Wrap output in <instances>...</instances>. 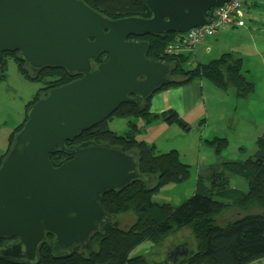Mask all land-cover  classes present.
<instances>
[{"label":"water","instance_id":"obj_1","mask_svg":"<svg viewBox=\"0 0 264 264\" xmlns=\"http://www.w3.org/2000/svg\"><path fill=\"white\" fill-rule=\"evenodd\" d=\"M230 0H140L149 18L110 20L80 0H0L2 54L17 53L32 72L62 69L78 79L51 89L26 110V121L0 163V260L38 264L52 237L53 255L85 249L92 235L116 225L101 207L109 192L142 182L138 161L109 145L66 148L123 104L137 109L169 81L171 67L146 57L134 37L183 34L208 23L206 14ZM105 56L104 62H98ZM71 158L52 167L48 156ZM185 244L167 264L186 257Z\"/></svg>","mask_w":264,"mask_h":264},{"label":"trees","instance_id":"obj_2","mask_svg":"<svg viewBox=\"0 0 264 264\" xmlns=\"http://www.w3.org/2000/svg\"><path fill=\"white\" fill-rule=\"evenodd\" d=\"M80 1L110 20L128 17L147 19L150 16L140 0ZM209 16L210 11L206 14L207 19ZM176 38L177 35L173 33L134 37L137 41L148 43L147 59L165 62L172 69L170 81L155 93L200 80L237 100H244L253 94L255 87L244 77L242 60L238 56L223 53L206 63L189 67L187 62L190 53H165L167 46L175 43ZM105 59V56H101L97 63ZM9 61L13 62L17 74L24 81L37 84L39 89L24 105L22 121L7 136L0 163L26 121L27 108L44 98L51 89L79 78L62 69L43 68L32 72L18 59L17 53H4L0 63V82L6 78ZM151 98L140 109L132 104L119 106L107 120L66 143V148L70 150L84 144H105L124 153L132 152L136 155L143 181H135L119 191L102 196V209L114 217L117 224L104 226L92 235L85 249L75 247L70 255H53L47 247L52 237L46 235V241L39 251L38 264H151L142 257H130L131 251L143 242L160 246L165 237L185 228L189 229L192 236L193 247L177 264H251L264 259V134L255 140V152L251 156L227 161L218 167H208L205 177L196 178L194 192L185 202L178 206L157 204L152 201L153 194L169 184L186 181L189 167L180 161L176 150L159 152L154 145L140 141L137 137L157 122L176 125L184 133L189 132L190 126L171 110L159 114L150 112ZM113 118H132L136 122H128L126 132L118 135L108 128L107 121ZM137 122L141 123L140 127ZM205 143L215 156L222 154L229 146L224 137L213 138ZM70 158L58 151L48 156L52 167ZM229 175L243 179L246 191L231 188ZM228 210H237L242 216L222 224L218 218ZM126 215L131 216L132 222L129 217L130 224H123L121 228L118 218ZM6 241L10 240H0V247ZM0 264L12 263L0 260Z\"/></svg>","mask_w":264,"mask_h":264},{"label":"rangeland","instance_id":"obj_3","mask_svg":"<svg viewBox=\"0 0 264 264\" xmlns=\"http://www.w3.org/2000/svg\"><path fill=\"white\" fill-rule=\"evenodd\" d=\"M233 32L232 37L228 36L224 41L223 49L213 50L210 55L200 60V63H206L209 60L217 58L223 53H233L237 48V41H233L235 37ZM223 35L208 39L207 42L210 46L215 47L217 42H222ZM199 47V46H198ZM196 47V49L198 48ZM248 70L251 71L246 80L253 83L255 91L244 100H237L232 98L229 94L222 93L215 90L207 82H202L204 87L210 89L211 92L207 93L206 105L210 112L207 122L209 126L202 132L194 124L189 125L190 130L184 133L178 126L171 125L168 132L164 134L165 137L170 139L171 147L168 145H159L165 151L176 150L179 153L180 161L189 167V177L186 181L180 184H169L161 188L158 192L153 194L152 201L157 204H170L178 206L190 198L194 192V184L198 176H206V169L210 166L218 167L221 163L227 161L243 160L248 155L251 156L255 150V140L264 134V70L254 66L251 60ZM262 75L261 78L258 76ZM210 87V88H209ZM39 86L34 83L24 81L18 74L15 65L12 61L8 62L6 78L0 82V147L6 148V139L12 129L22 121L24 116V105L32 98ZM174 89V88H173ZM155 93L151 98V104L154 105L157 98ZM175 112L174 110H171ZM184 122L190 124L193 117L189 115L181 118ZM219 119H224L222 125L217 123ZM128 122H136L135 119H120L113 118L108 120V128L112 132L122 135L126 132ZM161 123V122H160ZM165 125V124H164ZM167 125V124H166ZM139 125L138 127H140ZM169 126V125H167ZM166 127V126H165ZM224 128H226L224 130ZM219 129V132L227 133L229 138L228 148L219 156H215L212 149L205 140L200 137L207 136V132ZM203 136H200V134ZM163 136V135H162ZM200 136V137H199ZM217 138V137H215ZM200 140H202L200 142ZM242 148L240 151L239 148ZM161 152V151H159ZM242 158V159H241ZM229 184L233 189L246 191V182L238 177L229 175ZM152 184H149L151 186ZM256 212V211H254ZM241 217L237 210H228L218 219L223 222L235 220ZM130 215L121 216L118 222L121 228L123 224L129 225ZM121 221V222H120ZM122 223V224H121ZM221 224V225H222ZM185 244L187 250L193 247V239L189 229L185 228L177 231L174 234L165 237L160 246L152 245L149 242H143L130 253V257H142L151 264H165L167 254L179 245ZM184 258V257H181ZM179 258L178 261L181 259ZM178 263V262H177ZM251 264H264V259L253 262Z\"/></svg>","mask_w":264,"mask_h":264},{"label":"crops","instance_id":"obj_4","mask_svg":"<svg viewBox=\"0 0 264 264\" xmlns=\"http://www.w3.org/2000/svg\"><path fill=\"white\" fill-rule=\"evenodd\" d=\"M243 11L244 27L230 26L224 29L221 33V35H223V40H221L222 42L220 43L217 42L215 47L210 46V43L205 41L203 45H200L195 49L194 53H191L187 65L193 67L199 64L200 60L206 58L205 54L208 56L210 55L212 49H223L224 41H226L228 36L232 37L233 32H235L236 35L234 34L235 37L233 41H237L238 43L237 46H235L237 49L233 51V54L242 60L244 77L248 78L249 75H251V71L248 70L251 60L254 62L255 67L259 69L263 68L264 70V0H245ZM261 76L262 75H259L258 77L261 78ZM202 82L203 81L196 80L188 85L175 87L174 89H166L156 93L158 96L154 105L150 103V112L159 114L168 110H174L179 118L192 115V122L187 124H194L198 130L202 128L201 133H203V131L209 126L207 119H209L208 115L210 117L211 114L207 109L209 105H206L205 103L206 101L208 102L206 97L207 93L211 92V90L204 87ZM223 120L224 119H219L217 123L222 125ZM1 125L2 123L0 122V126ZM137 125L139 126L141 123L137 122ZM168 128H170V126H167L166 124L164 125L162 122H157L148 126L145 131L137 137V139L147 144L154 145L158 151L167 152L162 148L157 147H160L159 145H168V147H171L169 145L171 144L169 143L170 139L164 136V134L168 132ZM225 129L226 128H224V130ZM201 133H199L200 136H203ZM215 137H224L229 142L227 133L219 132V129L214 132L209 130L207 136H204V138L200 137V139L202 138L203 141H209ZM201 141L202 140H200V142ZM168 149L172 150V148ZM4 151V148L0 147V156ZM254 152L255 150L253 153ZM237 160L239 159L237 158Z\"/></svg>","mask_w":264,"mask_h":264},{"label":"built area","instance_id":"obj_5","mask_svg":"<svg viewBox=\"0 0 264 264\" xmlns=\"http://www.w3.org/2000/svg\"><path fill=\"white\" fill-rule=\"evenodd\" d=\"M244 2L245 0H230L222 7L211 10L206 25L187 33L176 34L175 43L168 45L165 53L191 54L196 47L203 45L208 39L218 37L227 27H244Z\"/></svg>","mask_w":264,"mask_h":264}]
</instances>
